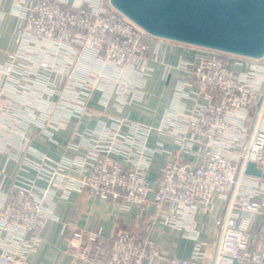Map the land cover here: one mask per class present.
Returning a JSON list of instances; mask_svg holds the SVG:
<instances>
[{
  "label": "built area",
  "instance_id": "1",
  "mask_svg": "<svg viewBox=\"0 0 264 264\" xmlns=\"http://www.w3.org/2000/svg\"><path fill=\"white\" fill-rule=\"evenodd\" d=\"M7 1L16 17L18 48L5 51L0 62V138L18 137L13 145L22 152V169L34 171L47 187L23 174L16 175L8 189L0 182V264H34L26 256L38 244L46 222L57 218L56 187L63 195L84 190L125 208L138 205L142 212L152 202L155 217L196 241L195 215L221 198L223 214L211 258L206 259L198 241L189 256L166 257L165 264H264V245L250 244L251 223L255 215L264 214V201L256 198L264 193V177L245 172L249 162L264 171V55L256 58L184 43L197 52L193 59L177 62L180 77L164 112L166 121L157 127L172 136L174 149L161 143L150 146V126L118 115L99 120L70 141L74 155L55 159L29 144L13 94L39 83L47 96L60 92L58 103L70 116L94 114L87 97L99 83L114 90V85L108 86L111 78L98 73L70 76L74 60L91 58L132 73L137 80L121 100L141 99L155 50L150 41L164 38L144 31L109 0H0V36ZM16 73L23 82L15 79ZM9 80L16 81L12 90ZM40 103L49 107L50 102ZM42 108L41 116L33 115L31 121L45 132L47 125H61L49 121L50 108ZM0 148H5L4 142ZM161 151L172 158L160 166L152 186L147 169L152 155ZM62 229L69 231L72 255L87 264H154L161 256L151 236L121 225L115 227L107 252L99 230L69 229L68 223H62Z\"/></svg>",
  "mask_w": 264,
  "mask_h": 264
},
{
  "label": "crops",
  "instance_id": "2",
  "mask_svg": "<svg viewBox=\"0 0 264 264\" xmlns=\"http://www.w3.org/2000/svg\"><path fill=\"white\" fill-rule=\"evenodd\" d=\"M10 6V1H7L4 5L6 13L1 25L0 62L5 60V51H16L18 48L14 42L16 17L10 12ZM150 45L155 49L153 57L156 59L152 57L149 61L151 70L145 79V84L142 88L144 95L141 99H132L129 102L121 100L127 86L137 80L132 78V73L120 71L118 68L107 66L91 58H83L82 61L74 60L71 64L72 72L70 76L81 78L89 74L98 73L108 75L111 78L108 81V86L112 87L114 85V90L109 91L108 87L99 83L87 97V105L94 114L82 115L81 117L70 116L66 108L61 103H58L60 92L47 96L44 87L39 83H36L27 92L18 91L13 94L18 99L16 104L21 114L19 123H24V126L21 127H23L24 135L28 138L31 147L55 159L61 158L63 155L72 156L74 151L68 148V143L73 140L77 141L80 138L79 133L87 128L95 127L99 120L109 121L114 116L127 115L130 119L151 127L148 135V144L150 146L161 143L167 149H174L176 145L172 136L159 132L157 127L166 121L164 112L171 103L174 88L180 77V72L176 68L177 62L180 59H193L197 49L196 47L167 39L151 40ZM63 61L60 60L59 63H63ZM14 75L16 80L20 79L19 82H23L20 73ZM56 75L59 77L60 72H57ZM14 84H16V81L10 82L9 80L8 89L12 90ZM59 85L62 87L63 84L61 85L60 83ZM107 92L108 94L110 92L109 101L104 103L103 99L106 97ZM43 100L50 102L49 107L45 105L50 108L49 121L51 123H61L56 128L47 125L49 132L43 131L35 121L30 119L33 115L36 117L41 116L42 107H45L40 103ZM13 128L15 131L20 129L17 126H13ZM11 137V139L7 140L6 138H0V142L5 143V148H0V171L3 169L0 172V182L3 183L4 188L8 189L18 174H23L33 180L39 187H47V181L37 177L34 171H24L22 169L20 162L22 152H17L13 145L18 137L15 135ZM171 158L169 153L163 151L155 152L152 155L147 169V177L152 186H155L157 182L160 166ZM74 174L79 176L78 173ZM256 198L264 201V193L257 195ZM53 207L57 218L49 219L42 228L38 244L34 250L27 253L26 258L29 263L87 264L70 252L69 231L65 232L62 229V223H68L69 229L77 226L86 230H99L105 252L111 247L114 229L118 225L128 230L147 234L156 241L161 255L154 261V264H165L164 258L166 257L189 256L193 246L198 241L202 244L206 259H210L219 232L224 201L221 198H216L212 207L195 215L198 230L197 241L186 235L182 229L166 225L155 217V205L152 202L148 204L146 211L142 212L138 205L125 208L109 199L88 196L84 190H72L67 195H63L61 188L56 187ZM262 210H264V207ZM263 226L264 214L259 213L255 215L250 226V244L252 246L256 244L264 245ZM231 264L247 263L233 261Z\"/></svg>",
  "mask_w": 264,
  "mask_h": 264
},
{
  "label": "water",
  "instance_id": "3",
  "mask_svg": "<svg viewBox=\"0 0 264 264\" xmlns=\"http://www.w3.org/2000/svg\"><path fill=\"white\" fill-rule=\"evenodd\" d=\"M147 33L235 54L264 55V0H109ZM245 172L264 177L253 162Z\"/></svg>",
  "mask_w": 264,
  "mask_h": 264
}]
</instances>
